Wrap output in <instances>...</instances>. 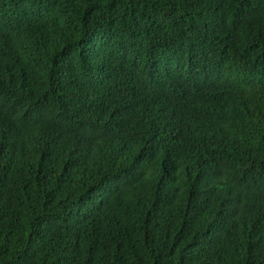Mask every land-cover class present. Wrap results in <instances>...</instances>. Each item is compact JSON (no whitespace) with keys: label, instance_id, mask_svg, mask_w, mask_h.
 <instances>
[{"label":"trees","instance_id":"16d2710c","mask_svg":"<svg viewBox=\"0 0 264 264\" xmlns=\"http://www.w3.org/2000/svg\"><path fill=\"white\" fill-rule=\"evenodd\" d=\"M0 264H264V0H0Z\"/></svg>","mask_w":264,"mask_h":264}]
</instances>
